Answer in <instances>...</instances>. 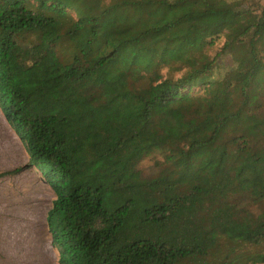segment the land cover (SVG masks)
<instances>
[{"label": "trees", "instance_id": "1", "mask_svg": "<svg viewBox=\"0 0 264 264\" xmlns=\"http://www.w3.org/2000/svg\"><path fill=\"white\" fill-rule=\"evenodd\" d=\"M0 113L57 264L264 262V0H0Z\"/></svg>", "mask_w": 264, "mask_h": 264}, {"label": "rangeland", "instance_id": "2", "mask_svg": "<svg viewBox=\"0 0 264 264\" xmlns=\"http://www.w3.org/2000/svg\"><path fill=\"white\" fill-rule=\"evenodd\" d=\"M103 1L106 2L108 0ZM237 1L249 6H254L258 2V0ZM222 41L223 38L219 37L212 46L207 48V54L210 57L214 55ZM185 42L192 50H201L205 46L197 37H188ZM230 64L231 62L228 56L217 58L213 68V76L217 78L221 77ZM160 73L165 75L170 72L167 67H162L160 68ZM179 73L180 71H172V77L178 76ZM9 130L11 128L4 121L0 113V172L23 165L26 162H23V157L26 152L25 149L13 131ZM161 165V153L154 152L144 157L138 163L137 169L141 176L148 177L156 175ZM28 168L16 174L0 176V205L2 204L1 200L5 204L8 202H13L14 205L21 204H19V208H16L10 216L5 215L7 211L6 207L2 209L4 217L0 218L2 219V223H0V264H57L56 252L50 246V237L45 224V209L50 207V202L54 198V195L48 185H45V181H43L39 172L35 169L37 178L44 184L46 194L44 200L41 201L37 195V189H34V197H32L30 188H26L29 184V179L27 178L28 180H26V175H22ZM34 185L38 187L39 182H35ZM31 202L36 206L33 210L34 213L29 209V212L27 210V215H25V207L22 203L24 205H30ZM40 205H42L41 210H38ZM263 206L264 199L259 202L249 203V209L254 213H257ZM218 243L221 254L225 253L230 247H234L236 251L253 252L254 250H259L249 245L242 247L233 246L230 242L223 239H220ZM179 264L191 263L185 261ZM260 264H264V262Z\"/></svg>", "mask_w": 264, "mask_h": 264}, {"label": "crops", "instance_id": "3", "mask_svg": "<svg viewBox=\"0 0 264 264\" xmlns=\"http://www.w3.org/2000/svg\"><path fill=\"white\" fill-rule=\"evenodd\" d=\"M9 131H11V130H9ZM8 133V132H7ZM18 139V138H17ZM24 161H27V154H26V152H25V155H24V157H23V162ZM22 162V163H23ZM22 175H26V180H28V182H29V184L26 186V188L27 187H29L30 188V192L32 193V197H34V189L36 190L37 189V195L40 197V199H41V201H43L44 200V196H45V190H44V184H42V182H41V180H39L38 178H37V176H36V171H35V168H33V167H30V168H28L26 171H24L23 173H22ZM28 178V179H27ZM37 179V180H36ZM36 180V181H35ZM43 181H44V179H43ZM35 182H39V186L38 187H35ZM45 185H46V183H45ZM44 190V191H43ZM25 192H27V191H25ZM25 194V193H24ZM27 194V193H26ZM23 201V200H22ZM1 202H2V204L0 205V218H3L4 217V212L2 211V209L3 208H5L6 207V209H7V211L5 212V215L6 216H10L14 211H15V209L16 208H19V206L21 205L20 203H18V205L16 204V205H14V203L12 202H8L7 204H5L4 203V201L3 200H1ZM26 203H27V201H25ZM20 204V205H19ZM23 204V206L25 207L24 208V213H25V215H27V210H28V212H29V209L30 210H32V212L34 213V209L36 208V206L34 205V203L33 202H31L30 203V205H24V203H22ZM3 205H5V206H3ZM15 206V207H14ZM41 206L42 205H40V208H38V210H41ZM47 209L48 208H46L45 209V213H46V211H47ZM0 223H2V219H0Z\"/></svg>", "mask_w": 264, "mask_h": 264}]
</instances>
